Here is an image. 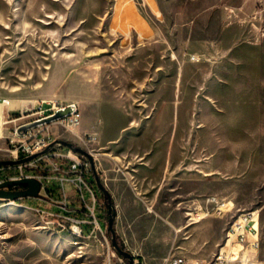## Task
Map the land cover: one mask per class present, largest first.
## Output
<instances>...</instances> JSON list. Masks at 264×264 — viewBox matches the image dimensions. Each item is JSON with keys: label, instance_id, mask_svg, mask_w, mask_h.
I'll return each instance as SVG.
<instances>
[{"label": "rangeland", "instance_id": "obj_1", "mask_svg": "<svg viewBox=\"0 0 264 264\" xmlns=\"http://www.w3.org/2000/svg\"><path fill=\"white\" fill-rule=\"evenodd\" d=\"M12 95L31 100L23 110L41 104L48 108L51 97L62 105L78 101L80 132L83 124L92 123L102 132L117 133L129 111L164 117L165 151L178 148L179 157H164L168 166L160 172L135 160L128 165L129 180L139 187L163 182L159 190L139 189L149 198L176 199L146 205L152 210L149 220L127 243L115 224L117 242L134 255L135 264H162L168 251L163 254L161 240L170 235L173 257L196 264L201 256L205 264H213L238 210L256 207L249 176L252 132L264 131V0H0V99ZM206 95L217 102L208 106ZM50 124H58V139L92 151L94 173L111 196L109 186L127 182L122 171H114L107 148L85 146L64 124ZM210 152L215 169L218 159L226 162L228 176L241 166V201L234 200V184L225 195H219L217 185L205 184L202 162ZM106 192L102 190L105 236L73 235L62 228V213L39 214L32 207L38 205L36 198L24 200L31 207L0 206V264H130L113 245ZM208 195H217L233 209L222 216L212 211L188 225L186 212H206L200 205ZM176 200L173 223L180 231L162 223L159 215ZM114 206L117 212L126 211L122 201L114 200ZM207 218L217 222L204 231L190 230ZM261 229L264 258L262 212ZM132 247L141 248L144 256Z\"/></svg>", "mask_w": 264, "mask_h": 264}, {"label": "built area", "instance_id": "obj_2", "mask_svg": "<svg viewBox=\"0 0 264 264\" xmlns=\"http://www.w3.org/2000/svg\"><path fill=\"white\" fill-rule=\"evenodd\" d=\"M2 103L9 106L5 99ZM49 104L51 106L45 109L42 108L43 104L36 110L22 109L19 114L9 111L6 117L0 113V140L4 139V143H0V161H13L0 164V183L16 181L24 178V173L35 172V179L41 184L37 196L16 199L0 197V201L24 202L26 198H36V207L42 208L44 217L62 213L63 229L71 233H83V237H91L92 233L105 236L102 214L106 211V204L102 200L100 181L94 173L92 161L84 154L62 144L50 129V123L19 132L20 126L53 114L63 106L59 101ZM76 106L75 113L57 121L69 129L79 126L81 117L78 105ZM5 129L9 130V134H5ZM92 139L89 138L90 141ZM30 156L33 157L22 161ZM2 188L23 190L28 185ZM204 201L200 206H205L206 212L195 214L192 210L187 211V224L210 215L212 211V214L222 216L233 209V206L228 205L229 202L217 195H208ZM234 218H237V227H230L229 224L224 241L219 243L213 264H264V258L261 257L263 234L260 209H239ZM172 263L183 264L184 258L174 257Z\"/></svg>", "mask_w": 264, "mask_h": 264}, {"label": "crops", "instance_id": "obj_3", "mask_svg": "<svg viewBox=\"0 0 264 264\" xmlns=\"http://www.w3.org/2000/svg\"><path fill=\"white\" fill-rule=\"evenodd\" d=\"M171 59H173L171 57ZM78 77V74H76ZM80 89L83 90V85H79ZM178 87H174V92H177ZM17 89H13L12 91H16ZM124 90H120L119 92H123ZM158 92L157 90L154 91V93ZM208 100H205V102L210 106L213 105L216 101L215 97L206 95ZM3 99H7L9 102V108L8 111H14L17 109H24L25 103L27 101L31 100H24L19 99L18 97L12 95L11 97H1L0 99V113L4 117H6L8 114H6V104L2 103ZM59 101L56 97H51L48 99L49 102H53L52 100ZM77 105L79 104L78 101L74 102ZM62 104V103H61ZM96 107H98V104H95ZM94 105V106H95ZM115 107H118L116 103H113ZM93 106V108H94ZM79 107V106H78ZM9 113V112H8ZM129 116H123V120H121L119 124V130L116 133H109L108 131L102 132V128H99L97 124H83L81 128V132L79 137L75 136L84 143L85 146L91 147L94 143H98L101 149L107 148V154L110 156H113V161L115 162L114 171H122L124 175V179L127 180V182H122L121 184H112V186H109L110 192L112 193V197L118 204L120 201H122L126 205V211L124 213L118 211L115 217V224H116V232L119 234L123 240L127 243L129 240H131V234L133 232L139 231L142 227L141 223L146 222L149 220L148 214L152 210L150 207L148 208V211L146 210L145 206L153 203H157L160 201H163L165 204H171L173 199H176V197H172L169 199H161L155 197H147L145 192H141V190H147L151 187H155L156 190L161 189L162 183L159 185L154 186L155 184H152L151 187H139L136 184H133L134 182H131L129 180L132 177V170L128 169V165L131 163H135V160L140 161V163L148 164L152 169H154L155 172L162 171L164 168L166 169L168 166V160L167 165L164 167L163 158L166 157H179V150L178 148H171L168 152L165 151V145L164 141V133L165 135L168 134V131H164V124H167V121L162 116L157 115H147L143 114L140 116H134L131 115L132 113L129 111ZM178 118L174 120V123H177L178 125ZM104 122L102 121V125ZM58 124H50V129L54 134L59 137V129ZM106 126L104 129H107ZM168 136V135H167ZM88 138V139H87ZM89 138H93L92 141L89 140ZM252 141V149H251V165H250V191H251V199L252 203L256 204V207L259 208L262 212V223L264 226V131H260L259 128H257L256 132H252L251 136ZM91 151V150H90ZM165 151V152H164ZM92 153V151H91ZM93 154V153H92ZM95 155V153H94ZM213 154L210 152L204 156V161L202 162V167L204 171V179H206L208 182L205 183L207 185H210V183H213L217 185L219 195L226 193V188L229 185L234 184V200L235 201H241V196L239 195L238 188L241 186V181H244V177L242 178V168L241 166L238 169H232L231 175H227V167L228 165L226 162L221 161V159H218L220 163H218V168L215 169L212 164L211 157ZM217 156H221V154H217ZM226 156V155H224ZM131 158L129 160H125L126 158ZM118 158V159H117ZM146 158V159H145ZM145 159V160H144ZM144 160V161H142ZM125 163V167L121 166L120 163ZM214 162V161H213ZM118 166V168H117ZM128 169V170H127ZM221 173V175H219ZM205 180V181H206ZM137 186V187H136ZM139 188H142L141 190ZM137 189V192H136ZM171 189H175L171 188ZM193 190L192 192H194ZM157 191H155L156 193ZM137 194L138 196L134 195ZM178 200L175 202V206L170 208L167 213L162 214L159 213L160 219L162 223L170 224L171 227H173L176 231H180L182 228L178 227L176 224L173 223V221L177 218V209L179 206ZM250 208V209H254ZM117 211V210H116ZM190 214V213H189ZM199 220V219H198ZM198 220H195L193 222H196ZM152 221V220H151ZM193 222H189L188 225H191ZM217 222L216 219L213 218H207L204 219L202 222L193 225L190 230L191 231H204L211 226H213ZM184 226V225H182ZM171 229L168 227V231ZM172 238L169 236H165L161 243L163 245H166V248L163 249V254L168 251V255L162 256V264H173V244L171 242ZM191 241V240H189ZM198 242V238L196 240H193L192 243ZM155 244H157L156 240H152ZM132 243H134L132 241ZM150 243V242H149ZM133 251L138 252L139 255L144 256V252L139 247H132ZM175 248V247H174ZM176 249V248H175ZM182 251V250H180ZM179 251V252H180ZM184 258V263L187 264V260L184 256H181ZM197 263L205 264V259L200 256L199 259H197ZM196 263V264H197Z\"/></svg>", "mask_w": 264, "mask_h": 264}, {"label": "water", "instance_id": "obj_4", "mask_svg": "<svg viewBox=\"0 0 264 264\" xmlns=\"http://www.w3.org/2000/svg\"><path fill=\"white\" fill-rule=\"evenodd\" d=\"M76 111H77V106H76V103H74V102L67 104V105H63L58 110H56L53 114H50V115L45 116L41 119L34 120L32 122H29V123H26V124L20 126L19 132H24L28 128H31V127H36L38 125L48 124V123L57 121L58 119L69 116V115L75 113ZM59 141L62 144L66 145L68 147H71L75 152L84 154L91 161L94 159L93 154L88 152L87 150H85L81 146H77L68 140L59 139ZM31 157H33V156H30L28 158H23L22 161L27 160ZM12 162H13L12 160H1L0 164H7V163H12ZM11 185H28V188L23 189V190H5L2 188L5 186H11ZM100 186H101V189L106 192L104 185L100 184ZM40 188H41L40 182L34 178H22V179H19L16 181H6L4 183H0V197H7V198H11V199H16V198H19L22 196H37ZM109 212L111 213L110 217H109V230L112 232L113 245L119 252H121L126 258L129 259L130 264H135L134 255L132 253H130L129 251L122 249L120 247L119 243L117 242V239L114 235L113 222H114V219L116 217L117 211H116L115 206H113L112 204H109Z\"/></svg>", "mask_w": 264, "mask_h": 264}, {"label": "bare ground", "instance_id": "obj_5", "mask_svg": "<svg viewBox=\"0 0 264 264\" xmlns=\"http://www.w3.org/2000/svg\"><path fill=\"white\" fill-rule=\"evenodd\" d=\"M5 100H7V99H5ZM52 101L54 103H57L58 102L57 99L56 100H52ZM79 111H80V109H79ZM80 117H81V112H80ZM58 122L60 123V121H58ZM80 124H81V121H80ZM80 124H79V126H80ZM79 126L73 128V129H70L72 131V133L75 134L77 137H79V135H80V131L78 130ZM24 178H34L35 179V172H27V173H24ZM3 205H23V206L31 207L30 205H27L26 203H24L22 200L0 201V206H3ZM32 207L35 208V210L39 214L42 215V208L36 207V205L35 206H32ZM196 220H198V219H196ZM230 227H237V218H234V220L232 221ZM72 234L75 235V236H77V237L83 236V233H72Z\"/></svg>", "mask_w": 264, "mask_h": 264}, {"label": "trees", "instance_id": "obj_6", "mask_svg": "<svg viewBox=\"0 0 264 264\" xmlns=\"http://www.w3.org/2000/svg\"><path fill=\"white\" fill-rule=\"evenodd\" d=\"M105 197H106V199H107V203H108V205L109 204H112L113 206H114V200H113V198H112V196L108 193V192H106L105 193ZM113 229H114V235H115V237H116V239L118 238V235L115 233V219H114V222H113ZM122 249H124L125 250V247H124V244L122 245V246H120ZM117 252H118V254L121 256V257H124V258H126L121 252H119L118 250H117Z\"/></svg>", "mask_w": 264, "mask_h": 264}]
</instances>
